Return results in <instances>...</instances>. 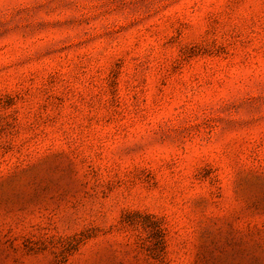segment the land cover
Instances as JSON below:
<instances>
[{
	"label": "rangeland",
	"instance_id": "1",
	"mask_svg": "<svg viewBox=\"0 0 264 264\" xmlns=\"http://www.w3.org/2000/svg\"><path fill=\"white\" fill-rule=\"evenodd\" d=\"M0 264H264V0H0Z\"/></svg>",
	"mask_w": 264,
	"mask_h": 264
}]
</instances>
